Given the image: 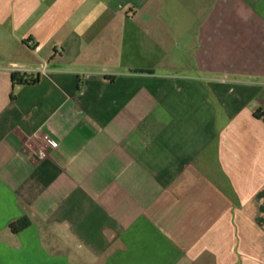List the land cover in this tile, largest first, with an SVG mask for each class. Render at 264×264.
<instances>
[{
	"label": "crops",
	"instance_id": "1",
	"mask_svg": "<svg viewBox=\"0 0 264 264\" xmlns=\"http://www.w3.org/2000/svg\"><path fill=\"white\" fill-rule=\"evenodd\" d=\"M0 264H264V0H0Z\"/></svg>",
	"mask_w": 264,
	"mask_h": 264
},
{
	"label": "built area",
	"instance_id": "2",
	"mask_svg": "<svg viewBox=\"0 0 264 264\" xmlns=\"http://www.w3.org/2000/svg\"><path fill=\"white\" fill-rule=\"evenodd\" d=\"M43 139L47 143V148H49V149H56L57 148L58 144L56 142H54L53 140H51L49 136L44 134ZM32 154H33L34 159H36V160H44L48 157V152L45 149H43V150H32Z\"/></svg>",
	"mask_w": 264,
	"mask_h": 264
},
{
	"label": "trees",
	"instance_id": "3",
	"mask_svg": "<svg viewBox=\"0 0 264 264\" xmlns=\"http://www.w3.org/2000/svg\"><path fill=\"white\" fill-rule=\"evenodd\" d=\"M12 80H13L14 84L21 85V86L35 85L39 81L37 78L36 79H28L26 76L22 75L21 73H13Z\"/></svg>",
	"mask_w": 264,
	"mask_h": 264
}]
</instances>
